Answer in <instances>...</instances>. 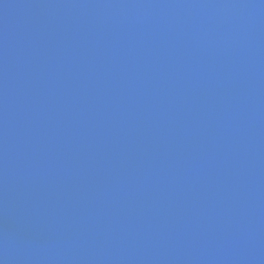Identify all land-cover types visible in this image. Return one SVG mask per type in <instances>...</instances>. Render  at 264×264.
Returning <instances> with one entry per match:
<instances>
[{"label": "water", "instance_id": "obj_1", "mask_svg": "<svg viewBox=\"0 0 264 264\" xmlns=\"http://www.w3.org/2000/svg\"><path fill=\"white\" fill-rule=\"evenodd\" d=\"M0 264H264V0H0Z\"/></svg>", "mask_w": 264, "mask_h": 264}]
</instances>
